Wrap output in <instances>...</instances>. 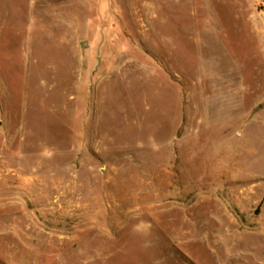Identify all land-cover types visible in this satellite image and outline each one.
<instances>
[{"label":"rangeland","instance_id":"374dc122","mask_svg":"<svg viewBox=\"0 0 264 264\" xmlns=\"http://www.w3.org/2000/svg\"><path fill=\"white\" fill-rule=\"evenodd\" d=\"M0 264H264V0H0Z\"/></svg>","mask_w":264,"mask_h":264}]
</instances>
